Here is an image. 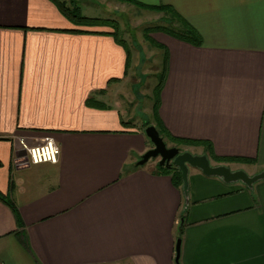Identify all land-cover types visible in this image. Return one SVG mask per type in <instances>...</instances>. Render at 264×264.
<instances>
[{
	"label": "crops",
	"instance_id": "0c3cea01",
	"mask_svg": "<svg viewBox=\"0 0 264 264\" xmlns=\"http://www.w3.org/2000/svg\"><path fill=\"white\" fill-rule=\"evenodd\" d=\"M113 1L168 5L196 31L151 33L166 141L263 171L264 0ZM112 31L73 24L52 0H0V193L16 205L0 198V264H177L180 223V264H264V179L190 167L187 200L157 162L137 166L148 121L123 103L127 54ZM48 135L58 163H28L20 140Z\"/></svg>",
	"mask_w": 264,
	"mask_h": 264
},
{
	"label": "rangeland",
	"instance_id": "374dc122",
	"mask_svg": "<svg viewBox=\"0 0 264 264\" xmlns=\"http://www.w3.org/2000/svg\"><path fill=\"white\" fill-rule=\"evenodd\" d=\"M79 4L82 13L86 16L112 18L119 23L122 37L128 42L133 55L129 74L124 79L123 103L134 114L139 124L144 120L154 122L153 105L163 56L162 50L145 36V28L156 24L170 26L165 20L169 13L147 10L124 2L115 3V1L112 5L106 4L103 0H91L90 3L84 0ZM133 83L136 85H132ZM149 143L152 147L153 144ZM167 144L174 146L168 140ZM158 160L159 158L150 159L148 163L154 165Z\"/></svg>",
	"mask_w": 264,
	"mask_h": 264
},
{
	"label": "trees",
	"instance_id": "16d2710c",
	"mask_svg": "<svg viewBox=\"0 0 264 264\" xmlns=\"http://www.w3.org/2000/svg\"><path fill=\"white\" fill-rule=\"evenodd\" d=\"M52 1L58 6L59 10L61 11V13L65 17L77 26H90V27L109 26V27H111L113 31L110 33L114 36V38L116 39V41H118V43L123 45V47L126 50L127 57H126L125 74L126 75L128 74L129 69L131 68V65H132V59H133L132 50L129 47L128 42L124 39V37H122L120 25L115 19L103 18V17H90V16L84 15L82 13V8H81L78 0H52ZM124 1L134 2L132 0H124ZM134 4H136L137 6H139L141 8L151 9V10H156V11H164V12L169 13V15L167 17H165V20H167V22L170 24V26L164 25V24H156V25H152L150 27L145 28V36L147 37V39L149 38L148 40L153 45H156L159 48L162 47L161 44L159 42H157L156 40H154L153 37L151 36V33L155 32V31L174 33L176 36L182 38L181 36H183V35L178 34L179 27L176 26L177 24H179L181 26L180 27L181 29H184L187 32L186 36L188 35L190 37L196 38V31H194L195 29L193 27H191L184 19H182L180 17V15L174 9H172L168 5H160L159 7H150V6H142L140 3H136V2ZM26 29H28V28H26ZM31 29L45 30L47 28L37 27V28H31ZM62 30L63 31H79V30L85 31L83 29H76V28L62 29ZM86 31L87 32L88 31L89 32H95V31H91V30H86ZM166 69H167L166 68V60H163L161 71L158 73L159 83L156 85V97H155V101H154V105H153V115H154L155 124H156V127L158 128V130L160 131V134L163 138H164L163 127L161 124V120L158 116V110L160 108V106H159V104H160L159 103L160 102V93L162 90V85H163L164 77L166 74ZM150 124H152V122H150V121L145 122L141 126V129H144L143 131L145 132V128ZM164 140L166 141L165 138H164ZM150 142H151V140H150ZM182 142L185 144H194V142H192V141H182L181 140L180 143H182ZM166 143H167V141H166ZM180 143L178 141V144H180ZM144 165H142V166H144ZM156 166H157L158 172L171 175L174 183L178 187H180V188L182 187L183 179H182V173H181L179 168H177L175 166L167 167L165 165H160L159 162L157 163ZM0 198L5 200L14 210H16V205L12 199L7 197L6 195H2L1 193H0ZM183 217H184V214H182L180 216L181 221H182ZM183 232H184L183 224L180 223L178 238H182Z\"/></svg>",
	"mask_w": 264,
	"mask_h": 264
},
{
	"label": "water",
	"instance_id": "95a60500",
	"mask_svg": "<svg viewBox=\"0 0 264 264\" xmlns=\"http://www.w3.org/2000/svg\"><path fill=\"white\" fill-rule=\"evenodd\" d=\"M145 134L151 140L153 146L140 157L136 163L137 166L146 164L150 159L159 158L160 165L179 168L183 179L182 190L187 200L190 167L199 168L205 175L220 177L226 183L240 181L249 188H252L257 181L264 179V170L251 175L244 169L233 170L226 164H213L207 154H195L178 146H168L158 128L153 124L145 128ZM181 242L182 238H178L176 244L177 264H180Z\"/></svg>",
	"mask_w": 264,
	"mask_h": 264
},
{
	"label": "built area",
	"instance_id": "2783aa9c",
	"mask_svg": "<svg viewBox=\"0 0 264 264\" xmlns=\"http://www.w3.org/2000/svg\"><path fill=\"white\" fill-rule=\"evenodd\" d=\"M21 148L25 151L27 162L30 164H57L61 148L55 139L48 135L39 144L30 145L24 139L20 140Z\"/></svg>",
	"mask_w": 264,
	"mask_h": 264
},
{
	"label": "flooded vegetation",
	"instance_id": "af4514ba",
	"mask_svg": "<svg viewBox=\"0 0 264 264\" xmlns=\"http://www.w3.org/2000/svg\"><path fill=\"white\" fill-rule=\"evenodd\" d=\"M157 162H159V160Z\"/></svg>",
	"mask_w": 264,
	"mask_h": 264
}]
</instances>
